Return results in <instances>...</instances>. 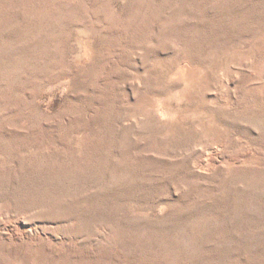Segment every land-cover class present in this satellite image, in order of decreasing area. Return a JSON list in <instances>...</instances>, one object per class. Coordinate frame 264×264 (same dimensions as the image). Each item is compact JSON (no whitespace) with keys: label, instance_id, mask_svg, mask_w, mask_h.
Listing matches in <instances>:
<instances>
[{"label":"rangeland","instance_id":"obj_1","mask_svg":"<svg viewBox=\"0 0 264 264\" xmlns=\"http://www.w3.org/2000/svg\"><path fill=\"white\" fill-rule=\"evenodd\" d=\"M0 264H264V0H0Z\"/></svg>","mask_w":264,"mask_h":264},{"label":"bare ground","instance_id":"obj_2","mask_svg":"<svg viewBox=\"0 0 264 264\" xmlns=\"http://www.w3.org/2000/svg\"><path fill=\"white\" fill-rule=\"evenodd\" d=\"M196 79V78H195Z\"/></svg>","mask_w":264,"mask_h":264}]
</instances>
